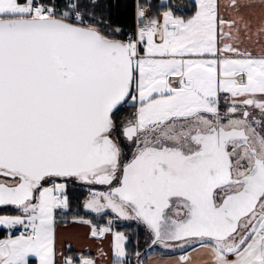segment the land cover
<instances>
[{"label":"snow or ice","instance_id":"1","mask_svg":"<svg viewBox=\"0 0 264 264\" xmlns=\"http://www.w3.org/2000/svg\"><path fill=\"white\" fill-rule=\"evenodd\" d=\"M99 0H0V264H95L56 249L68 189L85 211L136 221L191 264H264V35L231 0L179 14L137 0L125 33ZM264 7V0H260ZM221 100L224 102L223 109ZM255 111V115L253 114ZM112 264H130L113 220ZM136 264H144L137 251Z\"/></svg>","mask_w":264,"mask_h":264},{"label":"crops","instance_id":"2","mask_svg":"<svg viewBox=\"0 0 264 264\" xmlns=\"http://www.w3.org/2000/svg\"><path fill=\"white\" fill-rule=\"evenodd\" d=\"M191 1V0H189ZM231 0H219L221 5V12L226 19L231 18L235 15L228 5ZM242 4H252L256 7L250 9H242L241 14L244 15L246 19L251 20L253 25V31L262 23H264V7L259 6L260 0H238ZM244 46L250 48L254 53H259L264 51V35L259 37L253 36L251 40L247 37L242 36ZM82 201V200H81ZM81 209L83 212L88 214L86 218L92 221V224L97 228L102 227V223L94 222L93 216H97L95 213L87 212L83 209L81 203ZM64 213V212H63ZM16 214L14 209L13 213H2L0 215H13ZM104 214H101L102 216ZM101 225V226H99ZM6 231V230H5ZM91 227L82 223L73 222V218H65L60 212L57 213V223H56V249L57 255L60 252H66L71 246V255H75L78 259L81 255L86 256L95 261V264H112V254H111V241L112 236L110 233H106L103 237H92L90 235ZM119 232V231H118ZM7 235V232H6ZM4 238V237H3ZM179 252L176 253V257L179 256ZM172 255L166 253H153L146 257L144 264H172L173 260L176 258ZM191 264H206V255L203 250L198 252H193L191 255Z\"/></svg>","mask_w":264,"mask_h":264},{"label":"trees","instance_id":"3","mask_svg":"<svg viewBox=\"0 0 264 264\" xmlns=\"http://www.w3.org/2000/svg\"><path fill=\"white\" fill-rule=\"evenodd\" d=\"M56 4H63L65 0H52ZM140 3H149L151 8L148 15H158L165 7L171 8L174 12L179 14L181 10L185 13L190 11L189 0H139ZM137 0H99L97 11H102L106 20L111 22L114 26H119L124 29L125 33L134 30L135 25V7ZM83 193L80 191L69 192L71 207L67 212L62 213L66 218L83 217L86 218L88 214L81 209V200ZM14 209L0 208V214L13 213ZM105 217V215L99 216ZM98 218V217H97ZM94 221V220H93ZM113 228V227H112ZM113 230L126 232L127 250L129 252L128 261L130 264H136L135 253L139 251L142 254L143 260L153 253H164V251H155V247L149 248L150 236L146 229L138 223L117 225ZM6 236L5 230H0V238ZM154 250V251H153Z\"/></svg>","mask_w":264,"mask_h":264},{"label":"rangeland","instance_id":"4","mask_svg":"<svg viewBox=\"0 0 264 264\" xmlns=\"http://www.w3.org/2000/svg\"><path fill=\"white\" fill-rule=\"evenodd\" d=\"M68 191L71 193V192H76V191H80V192H82L83 193V198H82V201H81V203H83V201H84V199L87 197V195H88V192H87V190L84 188V187H82V186H77V187H75V186H72V187H70L69 189H68ZM106 217H95V216H93L92 218H94V219H92V220H94V222H98V224L99 223H102L103 225H102V227H104V226H107V222H108V219L109 218H111L112 220H113V223H112V227L113 228H115L117 225H122V224H132V223H137L136 221H122V220H119V219H116V218H114L113 217V214L112 213H107L106 215H105ZM65 217V216H64ZM66 218V217H65ZM69 219V218H68ZM99 226H101V225H99ZM114 231H116V230H114ZM118 232V231H117ZM119 232H123V231H119ZM126 236H127V234H126V232H123ZM150 236V235H149ZM153 247H155V251H158V250H161V251H163L162 249H160L159 248V246H153ZM153 250V251H154Z\"/></svg>","mask_w":264,"mask_h":264},{"label":"flooded vegetation","instance_id":"5","mask_svg":"<svg viewBox=\"0 0 264 264\" xmlns=\"http://www.w3.org/2000/svg\"><path fill=\"white\" fill-rule=\"evenodd\" d=\"M223 106H224V102H223V100H221V107H222V109H223ZM253 114L254 115L256 114L255 111H253ZM77 186H79V185H75V187H77Z\"/></svg>","mask_w":264,"mask_h":264},{"label":"water","instance_id":"6","mask_svg":"<svg viewBox=\"0 0 264 264\" xmlns=\"http://www.w3.org/2000/svg\"><path fill=\"white\" fill-rule=\"evenodd\" d=\"M143 226V225H142ZM144 227V226H143ZM150 244V243H149ZM149 247V246H148Z\"/></svg>","mask_w":264,"mask_h":264}]
</instances>
